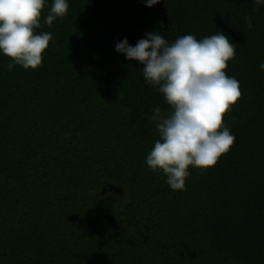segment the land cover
Returning a JSON list of instances; mask_svg holds the SVG:
<instances>
[{
  "label": "trees",
  "instance_id": "16d2710c",
  "mask_svg": "<svg viewBox=\"0 0 264 264\" xmlns=\"http://www.w3.org/2000/svg\"><path fill=\"white\" fill-rule=\"evenodd\" d=\"M53 3L42 66L9 70L0 52V264H264V3L68 0L49 26ZM221 31L235 143L172 190L146 163L152 110L170 108L115 46Z\"/></svg>",
  "mask_w": 264,
  "mask_h": 264
},
{
  "label": "clouds",
  "instance_id": "9594fccd",
  "mask_svg": "<svg viewBox=\"0 0 264 264\" xmlns=\"http://www.w3.org/2000/svg\"><path fill=\"white\" fill-rule=\"evenodd\" d=\"M151 7L160 0H145ZM256 5L264 0H254ZM45 0H0V52L25 69L42 66L53 39L37 32ZM68 0H54L45 23L67 15ZM249 28L251 17H246ZM135 46L127 38L115 49L128 60L144 65V79L162 94L169 111L152 110L159 139L146 157L153 170H162L172 190H184L189 168L214 167L228 153L235 136L224 117L242 97L237 79L227 75L236 45L222 31L202 39L188 34L169 43L159 32L146 33ZM264 69V64L260 65Z\"/></svg>",
  "mask_w": 264,
  "mask_h": 264
}]
</instances>
